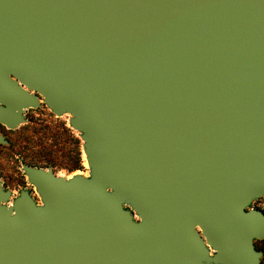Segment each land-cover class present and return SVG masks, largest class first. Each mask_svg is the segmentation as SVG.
<instances>
[{"label": "water", "instance_id": "1", "mask_svg": "<svg viewBox=\"0 0 264 264\" xmlns=\"http://www.w3.org/2000/svg\"><path fill=\"white\" fill-rule=\"evenodd\" d=\"M40 101L88 177L0 181V264L261 263L264 0H0V126Z\"/></svg>", "mask_w": 264, "mask_h": 264}, {"label": "rangeland", "instance_id": "2", "mask_svg": "<svg viewBox=\"0 0 264 264\" xmlns=\"http://www.w3.org/2000/svg\"><path fill=\"white\" fill-rule=\"evenodd\" d=\"M25 115L27 116L26 123L20 125L16 130L8 131L0 127V134L9 140L11 145L13 144L10 147L0 148V181L4 182V186L11 192V200L16 198L21 191H27L30 194L28 190L24 189L22 172L19 171L21 164L29 161L41 167L55 168L54 172L57 173V177L65 179H70L75 175L88 177L82 142L77 132L69 127L68 116L56 117L41 101L38 109L24 111V118ZM48 131V136L44 137ZM75 140L80 143L81 168L77 171H73ZM57 146L66 147L67 155L63 156L60 150L57 149L56 152L52 148ZM25 157L27 158L25 159ZM20 189L22 190L19 192ZM30 196L39 204L36 192ZM250 208L264 212V197L252 203ZM255 246L258 249L264 248V243L257 241Z\"/></svg>", "mask_w": 264, "mask_h": 264}, {"label": "trees", "instance_id": "3", "mask_svg": "<svg viewBox=\"0 0 264 264\" xmlns=\"http://www.w3.org/2000/svg\"><path fill=\"white\" fill-rule=\"evenodd\" d=\"M48 133H49V131L48 132H46L45 134H44V137H47L48 136ZM7 140V142L9 143V146H7V147H10V146H12L11 145V143H10V141L8 140V139H6ZM75 148H74V160H73V165H74V167H73V171H77V170H79L81 167H80V163H81V160H80V151H79V141L78 140H75ZM58 147V146H57ZM57 147H52L56 152H57ZM0 148L2 149V148H6L5 146H0ZM52 151V150H51ZM48 152H50V151H48ZM49 154V153H48ZM27 157H25V159H26ZM22 165H26V166H28V167H32V168H34L35 166H38V165H36V164H34V163H32V162H27V163H25V164H22ZM263 214H264V212H262ZM262 243H264V241H262ZM255 249L257 250V251H261L262 253H263V258H262V260H261V263L260 264H264V248H260V249H258V248H256V246H255Z\"/></svg>", "mask_w": 264, "mask_h": 264}, {"label": "flooded vegetation", "instance_id": "4", "mask_svg": "<svg viewBox=\"0 0 264 264\" xmlns=\"http://www.w3.org/2000/svg\"><path fill=\"white\" fill-rule=\"evenodd\" d=\"M31 110H32V109H28V110H26V112H29V111H31ZM25 119H26V121H27V116H26V115H25ZM0 127L5 128V127H3V126H0ZM5 129H6V128H5ZM6 130H7V129H6ZM8 131H12V130H8ZM3 136H4V135H3ZM4 137H5V136H4ZM5 138H6V137H5ZM6 139H7V138H6ZM57 149L61 151V153H62L63 156H66V155H67V149H66V147H57ZM21 166H22V164H21ZM34 168L43 169V170H50V172H51L54 176H57V173L54 172V169H55V168H53V167H41V166H35ZM19 171L22 172L21 168L19 169ZM21 176H22V180H23L24 185H25V188H24V189L28 190V191L30 192L31 195H32V194L34 195V194H35L34 187L28 183L27 178L25 177V175L23 174V172H22V175H21ZM2 186H3V189H4L5 191L8 190L7 187L4 186V182H2ZM21 190H22V189H20L19 192H20Z\"/></svg>", "mask_w": 264, "mask_h": 264}]
</instances>
